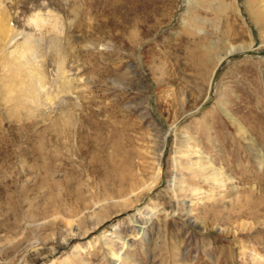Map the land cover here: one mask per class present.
<instances>
[{
	"label": "rangeland",
	"instance_id": "rangeland-1",
	"mask_svg": "<svg viewBox=\"0 0 264 264\" xmlns=\"http://www.w3.org/2000/svg\"><path fill=\"white\" fill-rule=\"evenodd\" d=\"M261 155L264 0H0V264H264Z\"/></svg>",
	"mask_w": 264,
	"mask_h": 264
},
{
	"label": "bare ground",
	"instance_id": "bare-ground-1",
	"mask_svg": "<svg viewBox=\"0 0 264 264\" xmlns=\"http://www.w3.org/2000/svg\"><path fill=\"white\" fill-rule=\"evenodd\" d=\"M13 36V35H12ZM14 37V36H13ZM48 38V37H47ZM42 40V39H41ZM57 40V38L56 37H49V39L46 41L47 42V46L49 47V50L50 51H52V52H57L58 50H59V46H58V42L56 41ZM31 40L30 39H28V36L26 37V39H25V41L23 42V44L26 46V49L29 51V52H31V53H29V55H32V52H34V50H35V48L32 46V41L30 42ZM248 48H250V46H244V45H238V46H232V45H229V46H227L226 47V49L224 50V52H223V56H216L215 55V57H214V61H211V62H216V65H218L219 63H221L225 58H227L228 56H230L231 54H233V53H235L236 51H244V50H247ZM11 54V52L10 53H8V55L7 56H9ZM4 56L1 54V58H3ZM30 57V56H29ZM5 58V57H4ZM3 61L4 60H2L1 61V63H3ZM21 63H23V62H21ZM207 63H209V62H207ZM206 63V64H207ZM18 66V65H17ZM16 66V67H17ZM25 66H26V64H25ZM6 67H7V70H11V69H13L14 68V62H10V61H8V62H6ZM25 68V67H24ZM28 69V68H27ZM15 71H12V74L14 73ZM19 72V71H18ZM12 74H10V75H12ZM15 74V73H14ZM29 74H30V72H29ZM7 76H9V75H7ZM14 77V76H13ZM10 79V78H12V77H7V79ZM13 80H14V78H12ZM40 78H39V76H38V78L36 79V83L38 82V84H39V89H42L44 86H43V84L42 83H40V80H39ZM63 80V79H62ZM10 81H12V80H10ZM9 81V82H10ZM8 82V83H9ZM33 82V81H32ZM10 83H14V82H10ZM22 83V82H21ZM29 83H31V82H29ZM29 83L27 84H24V85H29ZM12 86H13V84H11ZM10 85V86H11ZM16 85V87H17V85H20V84H14V86ZM7 86V85H6ZM4 88H5V86H3ZM16 87H14V88H16ZM30 87V86H29ZM28 86H27V88H29ZM22 88V87H21ZM67 88V87H66ZM30 89V88H29ZM12 90L13 89H11L10 91L12 92ZM26 90H28V89H26ZM26 90H25V92H26ZM31 90V89H30ZM19 91V90H18ZM19 92H21V91H19ZM60 92H61V90H60ZM27 93H30V92H28L27 91ZM63 93V92H62ZM68 93V92H67ZM6 94V93H5ZM9 94H11V93H9ZM13 94H16V92L15 93H13ZM60 94V93H59ZM21 96V95H20ZM18 97H19V95H18ZM21 97H24V96H21ZM15 99H17V97H14ZM20 98V97H19ZM25 98H26V96H25ZM27 99V98H26ZM36 100V99H35ZM25 101V100H24ZM37 101H38V99H37ZM36 102V101H35ZM20 105L21 104H17V106L18 107H20ZM18 107H16V108H18ZM58 130V129H57ZM188 138V137H187ZM164 140V139H163ZM162 140V141H163ZM190 140V139H189ZM189 140H187V141H189ZM191 142V141H190ZM251 143V142H250ZM191 145V144H190ZM190 145H188L187 144V147H186V154L184 155L188 160H189V157L191 156V152H192V149H194V147H192V146H190ZM161 152H162V144L160 145V151H159V153H158V155H157V158H160V156H161ZM178 153V152H177ZM196 155H197V157H196V161H195V164L193 163V167H192V170L194 171V175H193V179H197V180H199V181H202V183H208L209 185H210V188H211V190H216L218 187H220V185H219V182H221V180L223 179V178H226V179H228V180H230V177L228 176V175H224V173L220 170V168H218V167H216L215 165H214V163H213V161H212V159L211 158H209V157H207V156H205L201 151H200V149H197L196 148ZM192 159V158H191ZM260 159H261V165L262 166H264V158L262 157V155L260 156ZM186 160V159H185ZM179 161V160H178ZM177 161V165H179L178 162ZM190 163V162H189ZM188 166H190L191 167V164L190 165H188ZM189 167V168H190ZM158 172H159V169L157 170V173H156V176L154 177V179H156L157 177H158ZM225 179V180H226ZM231 181V180H230ZM226 182H228V181H226ZM147 186V185H146ZM222 187V186H221ZM213 191H211L210 192V194H209V197L212 199V198H214L215 197V195H214V193H213ZM194 192H199L200 193V188H196L195 190H194ZM199 193H196V194H199ZM131 195V194H130ZM71 233V232H70ZM72 235V233L70 234V236ZM73 236V235H72ZM66 238V237H65ZM70 238V237H69ZM68 237L66 238V239H64V241H62L61 243H59V246H65V245H67L68 244V242L70 241V239H69ZM44 250V249H43ZM56 250V248H52V249H48V250H44V252H46L48 255H50V254H52L53 253V251H55ZM257 254V253H256ZM255 254V255H256ZM255 257V256H254ZM257 257V256H256ZM260 258V257H259ZM257 259V258H256ZM255 259V260H256ZM259 261V260H258ZM260 262V261H259ZM261 264V263H260Z\"/></svg>",
	"mask_w": 264,
	"mask_h": 264
}]
</instances>
